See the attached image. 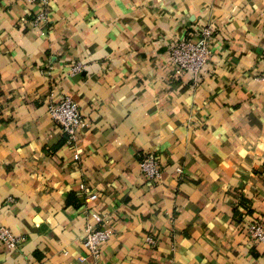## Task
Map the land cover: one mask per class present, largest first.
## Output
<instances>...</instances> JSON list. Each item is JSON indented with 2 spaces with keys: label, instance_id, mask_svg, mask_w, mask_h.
<instances>
[{
  "label": "crops",
  "instance_id": "0c3cea01",
  "mask_svg": "<svg viewBox=\"0 0 264 264\" xmlns=\"http://www.w3.org/2000/svg\"><path fill=\"white\" fill-rule=\"evenodd\" d=\"M206 25L207 66L176 74L172 44ZM66 95L88 120L73 146L47 111ZM149 153L160 178L141 171ZM253 221L264 0H0V226L23 237L0 241V264H86L101 227L100 264H264Z\"/></svg>",
  "mask_w": 264,
  "mask_h": 264
},
{
  "label": "built area",
  "instance_id": "2783aa9c",
  "mask_svg": "<svg viewBox=\"0 0 264 264\" xmlns=\"http://www.w3.org/2000/svg\"><path fill=\"white\" fill-rule=\"evenodd\" d=\"M30 3L38 4L41 9L46 7L49 0H25ZM47 13L41 10L36 16L35 21H46ZM214 36V29L211 25L204 26L195 38H181L175 41L170 50L169 56L171 63L175 68L176 74L189 71L197 74L204 69L211 59L212 50L210 47ZM81 62L76 63L72 71L80 72L83 69ZM47 111L51 118L55 120L67 135V144L75 145L77 141V133L79 130L88 126V120L79 107V103L75 101L70 95H66L60 101H52L48 103ZM75 158H79V153H75ZM141 171L151 179H157L161 176V166L158 160L152 153L145 155L140 162ZM178 172H182L180 167ZM83 187V184H81ZM96 194L90 195L91 199L96 198ZM93 217L97 222L103 219L100 215L94 213ZM249 234L257 241L264 243V223L260 221H253L248 226ZM113 232L108 227L104 228H89L86 232L83 244L87 250L89 259L86 264H100L99 255L101 253L103 244L108 241ZM0 241L8 248L15 249L23 241V237L14 234L8 227L0 226ZM148 243H156L152 236L147 237Z\"/></svg>",
  "mask_w": 264,
  "mask_h": 264
}]
</instances>
